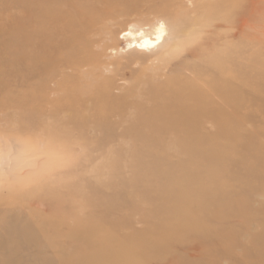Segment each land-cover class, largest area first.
I'll return each mask as SVG.
<instances>
[{
    "label": "rangeland",
    "instance_id": "1",
    "mask_svg": "<svg viewBox=\"0 0 264 264\" xmlns=\"http://www.w3.org/2000/svg\"><path fill=\"white\" fill-rule=\"evenodd\" d=\"M50 1L53 8L78 3L0 0V63L24 55L21 14ZM99 1L110 34L93 49L104 69L82 85H90L83 95L95 104L74 110L80 119L68 128L78 133L53 137L49 166L40 156V170L9 174L0 186V206L14 205L4 210L10 222L20 216L18 205L48 202L49 231L35 239L37 247L2 250L0 264H264V0ZM177 16L193 24L178 52L130 49L132 38H123L161 21L172 32ZM0 77L8 85L1 132H10V114L31 127V108L21 114L12 107L17 71ZM172 79L184 97L178 141L174 133L145 139V109ZM199 105L212 117L200 118ZM16 138L38 140L33 131L6 140Z\"/></svg>",
    "mask_w": 264,
    "mask_h": 264
},
{
    "label": "bare ground",
    "instance_id": "2",
    "mask_svg": "<svg viewBox=\"0 0 264 264\" xmlns=\"http://www.w3.org/2000/svg\"><path fill=\"white\" fill-rule=\"evenodd\" d=\"M51 4L50 1L45 10L38 8L34 12L21 14L17 29L19 39L25 47L24 55L10 64L0 63V75L13 69L17 71L18 81L15 87L18 98L11 106L17 108L21 114L27 107L31 108L30 112L35 119L31 127L20 126L16 124L14 115L7 114V117H11L12 121H9L13 124L9 126L10 132L2 133L0 129V186L1 183L9 180V174L24 176L29 172L40 170L38 169L42 162L40 156L49 166L53 137L55 135L72 136L78 133L68 128V125L75 122L74 119L78 117L75 116L77 114L74 110L90 108L96 102L94 97L83 95L90 85H82L88 83L87 75L97 76L104 69L99 67L101 54L93 48L104 36L110 34V26L105 21L108 12L101 8L103 3L99 0H78V3L76 1L71 3L70 8H53ZM99 23L102 25L100 26ZM192 25V23H184L177 16L174 19L175 27L172 32L166 23L161 21L153 26L152 31L140 29L137 33L130 30L124 32L123 38L127 36L132 38L128 44L130 49L165 50L167 53L176 50L178 52V42L193 37V31H189ZM30 31L32 35H29ZM28 43H31V58L26 55ZM164 56L165 54H162V58H165ZM38 77L39 83H36ZM53 83L54 87L51 86ZM167 83L166 91L153 96L155 105L153 108H148L149 110L145 109L148 117H144V122L139 124L140 128L143 127L141 134L145 136V139L150 136L155 140H161L169 133H174L178 141L180 125L178 99L184 100V97L178 95L176 79ZM7 86L0 79V96L2 91L7 92ZM110 88V83L102 85L105 93ZM52 93H56L57 96L55 97ZM156 98L161 100L162 104ZM145 107L147 108V105ZM198 107L200 108L197 115L200 118L206 120L207 117L208 119L212 117V112L207 113L202 105ZM31 131L38 138L36 142L24 141L20 138H16L15 142L6 140L9 133L25 134ZM79 134L84 135L85 131L82 130ZM174 150L178 152V147ZM12 159L15 162L10 164ZM45 171L49 174L48 167H45ZM29 201L28 209L21 205L16 207L20 216L14 222L9 221L7 216L9 213L4 214V210L8 208L12 212L11 207L14 208V205H2L6 206L4 208L0 206V236L7 238L0 242V252L9 247L21 245L37 247L35 239L47 235L51 220L49 203L42 202L40 204L42 208L37 209L36 204L38 205L39 200L30 199ZM8 238H17L18 241L11 243Z\"/></svg>",
    "mask_w": 264,
    "mask_h": 264
}]
</instances>
